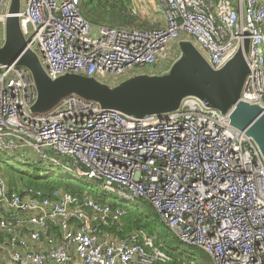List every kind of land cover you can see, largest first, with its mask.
I'll use <instances>...</instances> for the list:
<instances>
[{
  "label": "built area",
  "instance_id": "obj_1",
  "mask_svg": "<svg viewBox=\"0 0 264 264\" xmlns=\"http://www.w3.org/2000/svg\"><path fill=\"white\" fill-rule=\"evenodd\" d=\"M122 1L144 20L164 24L144 30L93 25L80 0H22L18 17L51 78L76 73L113 82L134 69L159 71L164 53L181 38L218 69L247 37L249 74L240 99L264 108V0ZM9 2L0 0L2 27ZM35 99L27 69L12 63L0 70L2 150L31 149L47 167L149 202L182 243L203 250L213 264H264V163L226 114L190 98L176 114L133 118L76 95L31 114ZM1 170L0 264L171 260L150 237L136 242L101 231L124 214L108 199L10 190Z\"/></svg>",
  "mask_w": 264,
  "mask_h": 264
},
{
  "label": "water",
  "instance_id": "obj_2",
  "mask_svg": "<svg viewBox=\"0 0 264 264\" xmlns=\"http://www.w3.org/2000/svg\"><path fill=\"white\" fill-rule=\"evenodd\" d=\"M21 9L22 0H10L0 43V64L14 63L30 72L36 91L29 108L31 114L46 112L69 95L133 118L176 114L184 100L196 99L226 114L230 125L253 142L264 163V108L240 99L249 74L247 37L218 69L207 63L191 40L180 39L179 56L160 74L133 73L115 84L76 73L51 78L23 34L18 17Z\"/></svg>",
  "mask_w": 264,
  "mask_h": 264
},
{
  "label": "trees",
  "instance_id": "obj_3",
  "mask_svg": "<svg viewBox=\"0 0 264 264\" xmlns=\"http://www.w3.org/2000/svg\"><path fill=\"white\" fill-rule=\"evenodd\" d=\"M81 14L93 25H102L116 29H154L159 27L152 22H143L138 14L127 10L122 0H80ZM154 25V26H152ZM161 26V25H160ZM167 56V55H166ZM170 58V56H167ZM64 157L59 156L57 160L65 163ZM5 175V174H4ZM19 177L18 174L5 175L10 190L25 186L39 189L44 193L54 190H62L78 196L92 195L88 184L78 181L79 177L67 169L49 170L45 174L26 175ZM99 202H106L107 197L104 194L96 193L92 195ZM138 203L131 208H125L118 201L108 203L111 206H120L124 209L123 216L116 223L108 222L101 228L108 234H116L119 237L141 242L143 237L153 239L155 245L161 247L170 257L171 260L166 263L158 264H213L212 259L201 249L188 245L183 248L180 245H170L165 235L173 237V232L165 226L159 219L149 202L136 199ZM146 208L144 211L143 207ZM162 224V230L158 224Z\"/></svg>",
  "mask_w": 264,
  "mask_h": 264
},
{
  "label": "rangeland",
  "instance_id": "obj_4",
  "mask_svg": "<svg viewBox=\"0 0 264 264\" xmlns=\"http://www.w3.org/2000/svg\"><path fill=\"white\" fill-rule=\"evenodd\" d=\"M141 20L143 22H150V21L144 20L143 18H141ZM152 24H156L160 26V25H163L164 23L161 18V19H155V21L152 22ZM181 39H185V38H181ZM179 40L180 39H176L170 44L169 49L164 53L165 54V56L163 57L164 59L168 60V58H166V55H167V56H170L169 59L171 62H173L179 56V51H178L179 49L177 46V42ZM2 41H3V27H2V23H0V43ZM167 69L168 68H164L163 71L152 72L149 70V67H145L143 69H134L128 76H130L133 73L160 74L166 71ZM95 78L100 81L99 78L97 77ZM123 79L124 78H120L113 82L115 84V83L122 81ZM102 82L113 83L111 82V80H102ZM0 167H2V170L0 169L2 173H4L7 176L8 174H13V175L18 174L19 177H24V178H26L27 177L26 175L28 174L30 175L41 174L42 175V174H45L49 170H62L60 168L56 169L54 167H47L46 163L43 161H40L37 154L31 149L4 151L0 148ZM78 181H83L86 184H88V187L90 188L92 195H95L96 193L104 194L108 200H111L112 202L118 201L119 204H122L125 208H131L135 206L136 203H138L136 199H129L128 197L120 195L117 192L106 190L103 187V184L98 182L97 180L81 176L79 177ZM141 206L143 207L142 204ZM143 209L144 211H146L145 207H143ZM158 228L162 230V224L159 223ZM173 237L174 238H170L168 235H165V239L170 245L178 244L182 246L183 248H186L188 246L187 244L182 243L177 236L173 235Z\"/></svg>",
  "mask_w": 264,
  "mask_h": 264
},
{
  "label": "crops",
  "instance_id": "obj_5",
  "mask_svg": "<svg viewBox=\"0 0 264 264\" xmlns=\"http://www.w3.org/2000/svg\"><path fill=\"white\" fill-rule=\"evenodd\" d=\"M166 58H167V56H166ZM161 61H163V62L160 65V68L161 69L159 71H163L164 68H168L170 66V64L172 63L169 58H168V60H166L164 58H161Z\"/></svg>",
  "mask_w": 264,
  "mask_h": 264
},
{
  "label": "bare ground",
  "instance_id": "obj_6",
  "mask_svg": "<svg viewBox=\"0 0 264 264\" xmlns=\"http://www.w3.org/2000/svg\"><path fill=\"white\" fill-rule=\"evenodd\" d=\"M8 66V63H4L3 66L0 68V70H2L4 67ZM82 176V175H81ZM150 204V203H149ZM151 205V204H150ZM152 206V205H151ZM154 209V208H153ZM155 211V209H154ZM156 212V211H155ZM160 219V218H159ZM161 221V220H160ZM162 222V221H161ZM195 247V246H193ZM197 248V247H196Z\"/></svg>",
  "mask_w": 264,
  "mask_h": 264
}]
</instances>
